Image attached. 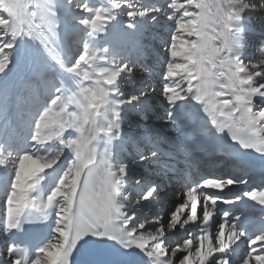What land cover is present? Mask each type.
Here are the masks:
<instances>
[{
    "label": "snow or ice",
    "instance_id": "6c2138e0",
    "mask_svg": "<svg viewBox=\"0 0 264 264\" xmlns=\"http://www.w3.org/2000/svg\"><path fill=\"white\" fill-rule=\"evenodd\" d=\"M248 12L264 0H0V264H264V43L247 59ZM161 40L154 96L136 69L151 78Z\"/></svg>",
    "mask_w": 264,
    "mask_h": 264
},
{
    "label": "bare ground",
    "instance_id": "6f19581e",
    "mask_svg": "<svg viewBox=\"0 0 264 264\" xmlns=\"http://www.w3.org/2000/svg\"><path fill=\"white\" fill-rule=\"evenodd\" d=\"M149 1H156V0H149ZM142 2L147 3V0H142ZM245 17H246V26L248 28V33L246 34V40H247L246 54H247V59L251 60L252 58H254L255 60H257L259 58V56H260V53L258 51V49L260 47L259 44L264 42V15H261L259 13V16H257V12H248V13H245ZM168 24H169V22L164 17H161L159 23L156 24L153 27L152 31L154 33H156L159 37L164 38V35L161 36L160 32H161V30L164 31L166 28H168ZM161 42H162V40L159 43L156 44V49H157V52L159 54V62H156L154 60H149L148 61V63L153 66V69L155 67L160 69V67H161V65L163 63V59H162L163 48L160 49V51H158V47L161 44ZM142 72H143V70L140 67H137L136 73H137L138 79H137V82H136L135 86L136 87H142V86H145L147 84H150L152 86V88L156 89V93H152V94L154 96L157 95L158 92H159L158 89H159V86H160L159 74H153L151 76V78L145 80L144 83L142 84L140 82V79H139V77L141 76ZM149 91L151 93V89H149ZM162 116H163V108H162V106L159 105V103H157L155 112L153 114V121L152 122L154 124L162 123V120L160 119V117H162ZM131 119L135 120L136 117L135 116H131ZM128 159H131V158L129 157ZM142 172H143V169H138L137 170V177L134 178V179H130V181H129L130 187L136 185V179L139 178V175ZM155 178L159 179V176L157 175ZM170 187H173V189H174V191L171 193V195L167 194ZM178 191H179V189H178V187L175 184L169 185L168 188H167V191L162 194L161 202L163 203L164 198H165V196L167 197V195H169L168 197L170 198L168 200V203H171V202L175 201L177 199ZM132 197H133L132 204H134V199L136 197V192L135 191L132 192ZM129 206L131 207L132 205L130 204ZM167 208H169V207L167 206ZM156 211H161L160 204H151V205H149L148 207L143 209V211L140 213L141 220L144 221L145 216L151 217ZM145 222L148 223L147 221H145Z\"/></svg>",
    "mask_w": 264,
    "mask_h": 264
},
{
    "label": "rangeland",
    "instance_id": "374dc122",
    "mask_svg": "<svg viewBox=\"0 0 264 264\" xmlns=\"http://www.w3.org/2000/svg\"><path fill=\"white\" fill-rule=\"evenodd\" d=\"M148 2H157V3H161V4H163L164 3V0H156V1H149V0H147V3ZM257 16H259V13L257 12ZM168 28H166L164 31L163 30H161V32H160V35L161 36H163L164 35V38H166L167 37V34H168ZM165 33V34H164ZM259 46H261V43L259 44ZM163 48V45H162V42H161V44L159 45V47H158V51H160V49H162ZM162 54V53H161ZM162 59H164V52H163V54H162ZM252 61H255V59L254 58H252L251 59ZM154 71H153V74H159V71H160V69L159 68H154L153 69ZM159 90V89H158ZM169 195H167V197L165 196V198H164V201H163V204H164V207L163 208H161V211H167L168 210V208H167V206L169 207L170 205H171V203H168V200L170 199L169 197H168Z\"/></svg>",
    "mask_w": 264,
    "mask_h": 264
}]
</instances>
